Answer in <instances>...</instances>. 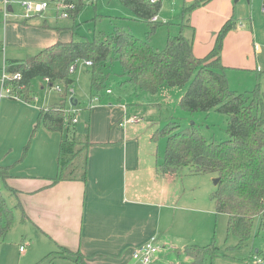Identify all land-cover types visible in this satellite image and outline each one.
Returning <instances> with one entry per match:
<instances>
[{"label":"rangeland","instance_id":"rangeland-1","mask_svg":"<svg viewBox=\"0 0 264 264\" xmlns=\"http://www.w3.org/2000/svg\"><path fill=\"white\" fill-rule=\"evenodd\" d=\"M18 1L23 0L9 1L13 8L7 18L9 23L23 17L22 9L17 4ZM25 1L47 3L44 10L33 14L35 17H32L40 22L46 21L52 26L71 28L77 39L93 40L100 33L111 32L114 26L129 29L140 38L148 36L149 27L144 21L132 20V22H128V20L120 18L126 17L125 14L130 13V10L124 7L119 0H94L93 2L83 0L85 4L73 18L60 15V10L57 9L59 0ZM263 7L264 0H239L236 2L233 0L230 6L222 0H160V8L157 12L158 25L156 30L150 34V42L155 48L161 49L165 46L169 36L182 34L193 44L196 56H203L212 45L215 32L224 22L231 20L235 26L225 35L220 52V61L226 66L228 88L244 93L253 90L255 85L259 84L260 90L264 93ZM5 23L0 3V38L3 37ZM32 54L34 52L21 58L26 59ZM10 55L15 54H9L7 49L0 47V75L5 59H13L10 58ZM90 67L84 60L76 62V67L70 71L73 82L68 85L66 97L63 94L65 86L62 83H54L49 86L43 77H33L30 81L29 91L30 96H34L37 100L36 103L13 98L6 88L1 87L0 82V166H9L10 175L17 174V171H22L25 174L51 173L52 177L56 174L60 136L57 133L46 131L43 126H36L38 111L41 107L58 105L64 100L65 109L68 110L69 100L74 98L77 100V104L74 106L77 123L74 127L77 132L85 131V125L87 126V122H89L90 108L94 102L98 103L91 100ZM119 71L118 65L112 68L107 84L112 93L106 94L105 89L100 91L101 101L103 104L113 103L112 108L117 103L123 104L129 108L130 112L138 114L139 118L135 120L133 126L138 129L139 141L144 146L150 145L154 157L159 162L167 145L168 134L174 133V130L163 133L162 129L172 120L180 123L182 128H198L206 138L215 142L227 138L225 128L228 117L226 114L216 109L189 113L180 107L179 99L186 86L169 87L163 93L160 91L148 94L140 91L134 85L121 84L120 78L117 76ZM57 86L60 87V91L57 90ZM54 146L57 155L50 161V154ZM179 173L187 185L195 186L196 189L204 185L205 178L207 179L206 183L209 184L208 177H211L209 174H189L187 168H183ZM211 181L213 183V180ZM212 183L211 191H215L216 185ZM0 192L7 206L13 211V219L8 231L3 236L0 235V264L57 263L58 259L50 260L43 255H31L34 258L32 260L30 256H25L20 252L21 244L26 250L28 248L35 249L39 245L38 242L41 241L33 236V240L30 242L33 228L30 223L25 224L24 218L16 209L18 205L15 196L7 189L2 180H0ZM23 235V238L27 239H22ZM212 241L218 256L211 260L206 256L203 264H264V225H260L258 219L254 221L250 239L237 247V239L227 232L225 217L223 215L214 216L213 238L210 242ZM161 248L158 249L156 255H159ZM172 255L168 257L169 261L174 260L176 264H182L177 263L178 256L176 254ZM225 255L229 256L228 260L219 258V256ZM153 261L154 256L147 264H154ZM62 263L76 264L73 261H62ZM129 264L141 263L133 259Z\"/></svg>","mask_w":264,"mask_h":264},{"label":"trees","instance_id":"trees-1","mask_svg":"<svg viewBox=\"0 0 264 264\" xmlns=\"http://www.w3.org/2000/svg\"><path fill=\"white\" fill-rule=\"evenodd\" d=\"M63 1L75 4L74 15L85 4L83 0ZM119 1L134 15V18L121 19L148 24L146 38L136 36L129 29L114 26L111 32L100 33L93 40L77 39L74 34L70 41L47 46L24 60L5 61L7 73H20V79L8 82L11 92L24 101H32L30 81L35 76H41L49 79V86L62 83L66 97L68 85L73 82L70 67L75 68L78 60L91 61V95L108 89V77L115 65L120 68L117 76L121 84L134 85L144 93L155 94L169 87L186 86L179 99L180 107L189 113L216 109L226 114L227 138L215 142L206 138L198 128H182L180 123L172 120L162 129L163 133L171 130L174 133L168 134L157 171L178 174L187 168L189 174L219 177L210 198L214 211L228 216L227 232L237 239L236 246L240 247L250 239L255 219L264 225V93L259 84L244 93L228 88L226 67L220 61V52L225 35L235 24L227 20L215 34L211 50L204 57H196L191 42L182 34L169 36L161 49L151 44L150 34L158 25V21H151V17L157 14L159 1ZM70 117L65 109V100L40 109L37 116V127L43 126L61 134L57 172L50 179L52 184L86 179V149L90 144L88 128L76 134L74 123L65 120ZM8 167L0 166V180L4 182L10 177ZM22 214L25 218V213ZM12 219L13 211L0 192L1 236L8 231ZM182 252L189 264H203L206 256L210 260L218 256L213 241L202 246L187 245ZM52 255L74 257L76 264L83 262L79 251L72 252L65 247L49 253L45 258Z\"/></svg>","mask_w":264,"mask_h":264},{"label":"crops","instance_id":"crops-1","mask_svg":"<svg viewBox=\"0 0 264 264\" xmlns=\"http://www.w3.org/2000/svg\"><path fill=\"white\" fill-rule=\"evenodd\" d=\"M222 1L230 6L233 0ZM0 3L6 22L0 47L15 54L10 55L13 59L5 61L24 60L21 57L29 53L36 54L47 46L65 43L74 37L71 28L40 22L33 15L9 23L7 18L13 11L8 8L11 3L6 6L7 14L3 1ZM75 15L71 12L69 17ZM125 15L134 18L131 11ZM215 34L211 47L203 56H196L191 44L196 57H204L211 50ZM105 93L111 94L112 91L107 93L105 90ZM98 95V103L91 106L89 122L85 125L90 144L86 149L84 181L66 180L52 184L50 179L56 174L52 177L51 173L25 174L22 171H15L17 174H11L3 181L15 196L16 209L22 217V212L25 213V224L30 223L33 228L30 242L33 236L41 241L35 249L26 250L21 244L23 251L19 248L20 252L34 260L32 256L45 257L65 247L82 254L81 264H129L133 260L132 251L155 237L156 244L163 248L159 255H153L154 264H176L174 260H168L172 254L178 256L177 263L189 264L183 248L210 243L214 216L223 215L227 224L228 216L216 213L210 198L213 191L211 180L217 176L209 174V184L205 178L204 185L196 189L187 185L180 173H159L157 167L161 161L154 157L150 145L141 144L138 129L133 126L135 120L131 118H139L138 114L130 112L123 104L117 103L114 108L111 102L103 104L101 94ZM74 106L70 103L69 108L75 110ZM48 132L59 134L60 147L61 134ZM75 133L82 132L75 130ZM56 155L54 146L50 161ZM228 257L219 256L225 260ZM47 259H58L55 264H63L62 261L74 263V257L62 255Z\"/></svg>","mask_w":264,"mask_h":264},{"label":"built area","instance_id":"built-area-1","mask_svg":"<svg viewBox=\"0 0 264 264\" xmlns=\"http://www.w3.org/2000/svg\"><path fill=\"white\" fill-rule=\"evenodd\" d=\"M4 3V11L5 14H7V5L9 3V0H2ZM151 3H155L158 0H149ZM21 9H22V16L25 18H29L30 16H32L33 14L37 13V12H41L42 10H44L47 7V3L45 2H41V3H34L31 1H18L17 3ZM57 9L60 10V15L63 17H68L70 15V13L75 9V4L73 2H64L63 0L60 1L57 4ZM264 10V8H263ZM157 20V15H154L151 17V21H156ZM262 49L264 50V45L262 46ZM87 64L91 65V61L86 60L85 61ZM74 69V66L70 67V71ZM20 79V73L19 72H14V73H7L5 71V69L2 70L1 72V76H0V82H1V86L2 88H6L7 92L10 93V95L13 96V98H19L20 97L17 94H12L11 93V85L8 84V82L11 81H15ZM45 80L48 82V78L45 77ZM1 88V90H2ZM57 90L60 91V87L57 86ZM107 93H110L111 90L110 89H106ZM11 96V97H12ZM92 100L94 101H98L99 100V95L94 94L91 96ZM36 101V99L34 98V96L32 97V102ZM66 112L68 113V115H70V118H66L65 120L67 122H71V123H75L77 121L76 117L74 116V112L75 110L73 108H69L68 110H66ZM137 118L133 117L131 118V120H136ZM159 246L156 244L155 241V237H151L148 241H146L145 243H143L142 245L136 247L133 251H132V258L135 260L140 261L141 264H147L151 261L153 255L158 251ZM20 250L23 251V246H20ZM258 263V261H257Z\"/></svg>","mask_w":264,"mask_h":264},{"label":"water","instance_id":"water-1","mask_svg":"<svg viewBox=\"0 0 264 264\" xmlns=\"http://www.w3.org/2000/svg\"><path fill=\"white\" fill-rule=\"evenodd\" d=\"M236 1H237V0H236ZM246 1H249V0H246ZM8 8L11 10V9H12V6L9 5ZM69 103H71L72 105H76V100H73L72 98H70ZM212 180H213V183H214L215 185H217V183H218V181H219V177H214Z\"/></svg>","mask_w":264,"mask_h":264}]
</instances>
